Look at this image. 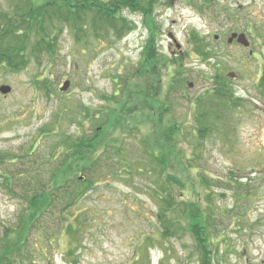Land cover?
Returning a JSON list of instances; mask_svg holds the SVG:
<instances>
[{
    "label": "rangeland",
    "instance_id": "1",
    "mask_svg": "<svg viewBox=\"0 0 264 264\" xmlns=\"http://www.w3.org/2000/svg\"><path fill=\"white\" fill-rule=\"evenodd\" d=\"M161 4L151 14L159 32L158 50L164 56L183 57L185 65L184 79L179 78L171 93H167L171 69H161L160 86L134 75L149 34L143 21L149 17L128 9L124 15L136 26L120 40L97 43L85 34L88 42L79 37L74 43L64 30L53 59L41 65L32 62L16 74L0 71V86L11 87L9 94L0 93V153L20 156L38 142L34 153L25 157L29 167L24 170L32 172L33 181L46 177L40 165L47 148L57 149L63 135L93 136L101 127L95 112L107 109L114 114L105 126L110 147L101 161L113 171L95 178L94 188L78 197L74 213L82 223L79 236L67 246L65 239L58 242L59 215H44L32 227H23L28 234L4 263L199 264L191 232L179 228L165 237L156 218L165 197L159 188L170 175L179 181L166 187L178 209L198 203L214 222L212 264H264V88L259 87L264 0H162ZM0 5L8 8L4 0ZM192 32L201 45L216 51L210 65L191 52ZM233 32L245 34L249 45L228 43ZM172 38L179 49H169ZM216 74L227 78L240 100L230 104L211 100L198 108L195 99L201 94L207 98ZM35 79L44 80L42 89L34 87ZM66 80L69 88L62 93L59 87ZM157 90L160 101L170 100L166 117L170 123L161 127L152 122L148 99ZM192 109L204 113V122L209 114L220 115L212 131L194 137ZM173 123L180 130L175 140L155 138L154 127L171 130ZM43 126L45 134L40 131ZM152 151L161 158L151 161ZM25 158H11L15 162L7 165L19 171ZM62 192L56 193L59 198ZM22 194L18 186L7 192L0 185V245L17 240L19 219L29 208ZM27 213L32 216L33 211ZM69 222L74 223L64 221L63 230Z\"/></svg>",
    "mask_w": 264,
    "mask_h": 264
},
{
    "label": "trees",
    "instance_id": "2",
    "mask_svg": "<svg viewBox=\"0 0 264 264\" xmlns=\"http://www.w3.org/2000/svg\"><path fill=\"white\" fill-rule=\"evenodd\" d=\"M4 1L8 3V8L6 9L0 5V71H3V73L16 74L26 69L32 62L41 65L45 59H53L57 55L64 30L72 36L74 43L79 42V37H82L85 43L88 42L84 39L85 34L95 38L97 43L107 41L109 38L112 40L115 38L122 39L132 32L136 26L135 21L124 15V11L128 9L132 14L140 12L146 18L149 17V20L143 21L145 27L149 30V34L141 46L139 67L135 68L134 75L147 77L146 82L155 81L156 85L160 86L162 81L161 69H171L173 80L167 88V93L174 90L179 78L184 79L183 70L185 65L183 57L164 56L158 50L156 39L159 32H157L155 19L152 20L151 14L157 6L162 5V0ZM188 42L190 43L191 52L199 61L210 65L212 59L215 58L216 51L201 45V40L195 32L188 36ZM213 82L215 83H213L212 90L207 93V98L204 97V94H201L195 99V105L206 104L211 100H216L217 104L223 102L230 104L240 100L232 91L233 89L229 87L227 78H222L219 74H216ZM44 83V80L35 79L33 85L37 90H40L43 88ZM263 86L264 68L259 82V87L264 88ZM144 91L145 95L149 90ZM156 92L158 93H152V96L147 94L146 96H149L152 122L161 127L162 125L159 124L166 125L170 123L169 119L166 118L170 113V100L166 97V100L160 101L158 99L160 91L157 90ZM117 94V92H113L112 97H116ZM102 98L103 100H109L106 97ZM86 110L89 109L86 108ZM191 112L194 113V137L212 131L214 121L220 118L219 114L213 117L209 114L206 116L209 120L204 122L202 118L204 113H201L200 109L195 111L192 109ZM113 115L111 112L108 113L107 109L95 112L93 117L95 120L100 121L101 126L100 130H97L100 131L99 133L97 132L90 137L86 133L63 135L58 141L59 147L57 149L47 148L48 151L45 149L46 153L41 154L43 162H41L40 167L45 168L44 175H46V179L40 178L33 181L30 176L32 172L24 170L29 167V165L26 166L28 161L25 157H29L34 153L38 142L20 156L9 157L7 153H0V185L7 192L11 191L14 186H18L23 193L22 197L29 206L25 214L28 209L33 211L32 216L28 213L21 215L19 219L20 232L17 235V240L0 245V264H8V262L4 263L3 260L8 259L10 255L17 252L18 244L23 243L24 237L28 234L22 232L23 227H32L33 222L39 221L44 215L48 216V214H55V212L59 215L57 226L59 232H62V236H57L58 242L61 243L65 239L67 246L70 241L79 236L82 223L79 215L74 213L78 197L94 188L95 178H104L105 171H113L112 168H108V165L101 163L106 149L110 147L109 140L105 138V126ZM86 117L88 118V115ZM116 118L120 123L122 122L121 117L117 116ZM198 127H201V129H198ZM45 129L46 127L43 126L40 129L41 133L45 134ZM153 130L154 135L158 133V135H155L157 140L163 138L168 143H171V136L175 140L180 131L175 126L171 130L163 128L162 131H158L155 127ZM19 157L25 158L20 160L19 171L10 170L7 164L15 162L10 161V159L17 160ZM149 158L154 161V159L161 157H158L152 151L149 153ZM29 163L31 166L35 164L34 162ZM162 169L164 168L162 167ZM161 173L159 171V174ZM79 174H83L82 177H79ZM17 176L22 178L18 179ZM199 177L202 178L201 174H199ZM175 183H179V181L174 176L166 175L164 183L159 188L165 195L161 199L163 204L158 208L156 214V218L163 229L162 235L166 237L171 234L170 231L179 228L191 232L199 255V264H212V253L215 247L211 230L214 222L210 215L204 214L198 203L183 204L182 209L179 210V204L173 202L172 194L166 189L167 186L171 187ZM60 192H62V195L59 198L58 194ZM206 199L208 200L210 197L207 195ZM69 219L74 222L73 225L72 222H69L63 230V222Z\"/></svg>",
    "mask_w": 264,
    "mask_h": 264
},
{
    "label": "water",
    "instance_id": "3",
    "mask_svg": "<svg viewBox=\"0 0 264 264\" xmlns=\"http://www.w3.org/2000/svg\"><path fill=\"white\" fill-rule=\"evenodd\" d=\"M233 40H236V42L238 44L242 45L243 47H247L249 45V42H248L245 34H243V33H235V32L231 33L227 42L231 43ZM173 41L176 42L175 39H173ZM177 47L179 48L178 44H177ZM229 77L234 78L235 77L234 73H230ZM68 87H69V81H65L63 83L62 87H60L59 89H60V91H66L68 89ZM10 91H11L10 86H8V85H1L0 86V93L2 95H6Z\"/></svg>",
    "mask_w": 264,
    "mask_h": 264
},
{
    "label": "flooded vegetation",
    "instance_id": "4",
    "mask_svg": "<svg viewBox=\"0 0 264 264\" xmlns=\"http://www.w3.org/2000/svg\"><path fill=\"white\" fill-rule=\"evenodd\" d=\"M173 46L176 48V46H175V44H173V42L169 43V49H171V47H173ZM171 52L173 53L175 51H171Z\"/></svg>",
    "mask_w": 264,
    "mask_h": 264
}]
</instances>
